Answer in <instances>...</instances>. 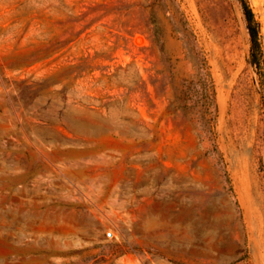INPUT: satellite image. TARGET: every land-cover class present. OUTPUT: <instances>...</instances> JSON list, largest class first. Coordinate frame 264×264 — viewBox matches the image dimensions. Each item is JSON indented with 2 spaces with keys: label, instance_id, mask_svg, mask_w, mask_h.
Here are the masks:
<instances>
[{
  "label": "rangeland",
  "instance_id": "obj_1",
  "mask_svg": "<svg viewBox=\"0 0 264 264\" xmlns=\"http://www.w3.org/2000/svg\"><path fill=\"white\" fill-rule=\"evenodd\" d=\"M247 1L0 0V264H264Z\"/></svg>",
  "mask_w": 264,
  "mask_h": 264
},
{
  "label": "bare ground",
  "instance_id": "obj_2",
  "mask_svg": "<svg viewBox=\"0 0 264 264\" xmlns=\"http://www.w3.org/2000/svg\"><path fill=\"white\" fill-rule=\"evenodd\" d=\"M222 104V102H221ZM180 157V156H179ZM177 157V159L179 158ZM176 159V160H177ZM193 173V172H192ZM191 173V174H192ZM198 176V175H197ZM191 177H194V176H191ZM200 178V176H198ZM193 180V178H192ZM201 182V181H200ZM200 189V188H199ZM202 193V191L200 192ZM156 204V203H155ZM170 204V203H169ZM168 204V205H169ZM261 204L264 208V199L261 200ZM158 205V204H157ZM151 207V206H150ZM184 207V206H183ZM147 209V208H146ZM12 210V209H11ZM14 212L15 213H11L10 216H8L7 213H0V224H11V223H17L19 224V226L22 228V227H27L26 225L28 224L29 221H31L32 219L34 220V218H42V220L44 218H46L45 220L47 219H51L53 218V214L52 213H48V211H43L41 209H38V208H30V209H27L26 207L23 208V207H20V208H14ZM18 212V213H17ZM149 213H154L155 210H153L152 208L149 209L148 211ZM181 213V212H180ZM188 213V212H187ZM10 214V213H9ZM163 214V213H162ZM165 214V213H164ZM149 216V215H148ZM161 216V215H160ZM251 228V227H250ZM0 240H3V239H0ZM7 251V250H5Z\"/></svg>",
  "mask_w": 264,
  "mask_h": 264
},
{
  "label": "trees",
  "instance_id": "obj_3",
  "mask_svg": "<svg viewBox=\"0 0 264 264\" xmlns=\"http://www.w3.org/2000/svg\"><path fill=\"white\" fill-rule=\"evenodd\" d=\"M243 14L246 20V28L249 35L251 55L254 57L261 51V42L259 40V23L247 0H240ZM256 62V61H254Z\"/></svg>",
  "mask_w": 264,
  "mask_h": 264
}]
</instances>
